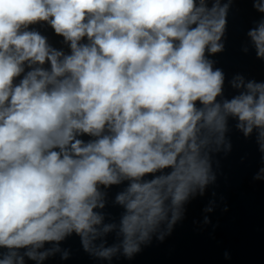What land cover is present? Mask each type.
Returning a JSON list of instances; mask_svg holds the SVG:
<instances>
[{
    "label": "clouds",
    "instance_id": "clouds-1",
    "mask_svg": "<svg viewBox=\"0 0 264 264\" xmlns=\"http://www.w3.org/2000/svg\"><path fill=\"white\" fill-rule=\"evenodd\" d=\"M237 2L0 0V264L67 261L71 238L94 264L163 243L216 185L230 121L264 181V80L237 73L226 96L209 58ZM244 2L264 62V0Z\"/></svg>",
    "mask_w": 264,
    "mask_h": 264
}]
</instances>
